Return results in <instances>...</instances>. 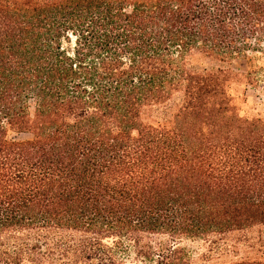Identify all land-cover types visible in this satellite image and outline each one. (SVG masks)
<instances>
[{
    "label": "trees",
    "instance_id": "1",
    "mask_svg": "<svg viewBox=\"0 0 264 264\" xmlns=\"http://www.w3.org/2000/svg\"><path fill=\"white\" fill-rule=\"evenodd\" d=\"M263 76L264 0H0V264H264Z\"/></svg>",
    "mask_w": 264,
    "mask_h": 264
},
{
    "label": "rangeland",
    "instance_id": "2",
    "mask_svg": "<svg viewBox=\"0 0 264 264\" xmlns=\"http://www.w3.org/2000/svg\"><path fill=\"white\" fill-rule=\"evenodd\" d=\"M261 61L251 60V54L246 58H237L232 61H220V60H211L208 62V67H218V66H230L232 69L240 72H247L251 69L252 62L261 64ZM256 86L247 85L245 87V92L253 102L260 104L258 106L261 114L264 116V76L261 78ZM180 98L175 97L171 102L165 106H161L155 109H151L147 112L145 120L148 122H156L158 120L169 122L173 113L178 109L180 105ZM18 138H29L31 134L22 133L17 135ZM226 241L229 244L235 245L237 248V253L233 250H222L214 251V258L217 262L235 260L240 257H264V226H257L250 229L236 231L229 234L226 238ZM181 244L188 247L195 256L203 255L207 253L210 247L214 246L209 240L203 239H182ZM215 248V246L213 247ZM238 254V256L235 255ZM135 264V263H131Z\"/></svg>",
    "mask_w": 264,
    "mask_h": 264
}]
</instances>
